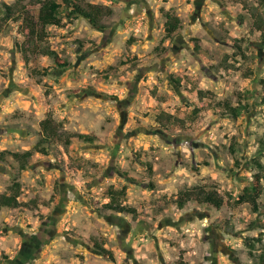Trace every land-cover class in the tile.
Wrapping results in <instances>:
<instances>
[{"label": "rangeland", "instance_id": "rangeland-1", "mask_svg": "<svg viewBox=\"0 0 264 264\" xmlns=\"http://www.w3.org/2000/svg\"><path fill=\"white\" fill-rule=\"evenodd\" d=\"M72 1L108 9L104 28L42 29L43 1L0 0V195L20 203L0 208V264H264V0ZM48 116L93 141L33 150ZM252 185L256 212L235 203ZM197 186L222 208L186 201Z\"/></svg>", "mask_w": 264, "mask_h": 264}, {"label": "trees", "instance_id": "trees-1", "mask_svg": "<svg viewBox=\"0 0 264 264\" xmlns=\"http://www.w3.org/2000/svg\"><path fill=\"white\" fill-rule=\"evenodd\" d=\"M43 1V4L38 8V13L36 16L37 24L42 28L55 26H62V21L60 18L61 12L63 16L67 19L74 16L76 18L83 17L88 21V23L95 29H103L102 19L106 17L107 10L99 5L91 4H80L72 0H38ZM165 22L163 24L164 37L169 39L172 35L178 30L180 26V21L177 17L171 16L168 13H165ZM31 28V27H30ZM259 30L261 28L257 27ZM32 32V28H31ZM227 113L232 117H237L240 112L247 110L246 104L243 106L238 104L237 106L225 105ZM40 127V137L36 144L33 147V150L46 154L45 148L47 145H50L54 142H61L63 144H69L70 140L75 138L82 142H92L93 138L88 135H63L56 125H54L50 116L46 117L39 123ZM233 147L230 146V152L234 153ZM258 153L264 152V136L260 139L258 143ZM31 152H24L20 155L12 153L11 157L17 161H23L29 157ZM125 187H122L119 191L120 194H124ZM110 193V191H109ZM260 194V189L254 185L247 187V189L241 195H238L235 203L244 204L249 203L253 206L254 212L258 210L257 199ZM186 201L194 200L197 203L208 204L215 209L219 210L224 204L223 198L218 195L214 190H205L202 187H193L183 192ZM20 203L18 202V189L12 191L8 195H0V208H16ZM109 208L117 211L118 213H134V210L131 208L114 206L112 203L109 205ZM263 256V255H262ZM264 257V256H263ZM261 258V257H259Z\"/></svg>", "mask_w": 264, "mask_h": 264}, {"label": "flooded vegetation", "instance_id": "flooded-vegetation-1", "mask_svg": "<svg viewBox=\"0 0 264 264\" xmlns=\"http://www.w3.org/2000/svg\"><path fill=\"white\" fill-rule=\"evenodd\" d=\"M136 5L138 6V4L136 3ZM262 39H263V41H264V37H262ZM183 45H185L182 41H181V39H180V37H177L176 38V40L173 42V48L175 49H179V47L180 46H183ZM257 47V49H258V54H259V56L261 55L260 53H259V50H260V46L259 45H257L256 46ZM233 48H234V53H237V55L238 56H243V51H242V47H241V45L240 44H236V43H234L233 44ZM131 92V91H130ZM171 224V223H170ZM47 221H44V223L43 222H41V224L39 225V227H38V229H37V232L35 233V235H25V240H24V249H26L27 248V250L28 249H30V247H31V243H33L34 242V240L36 239V238H42L43 237V235L42 234H46V240L45 241H47V238H49V237H51L53 234L51 233L52 231H51V229H47ZM172 225V224H171ZM123 234V236H124V234L125 233H122ZM122 236V237H123ZM126 252L129 254L130 253V250L129 249H127L126 250ZM29 253V252H28Z\"/></svg>", "mask_w": 264, "mask_h": 264}, {"label": "water", "instance_id": "water-1", "mask_svg": "<svg viewBox=\"0 0 264 264\" xmlns=\"http://www.w3.org/2000/svg\"><path fill=\"white\" fill-rule=\"evenodd\" d=\"M122 1H127V0H122Z\"/></svg>", "mask_w": 264, "mask_h": 264}]
</instances>
